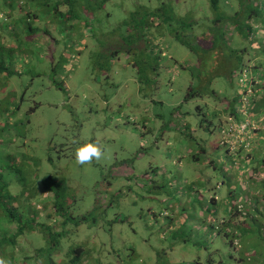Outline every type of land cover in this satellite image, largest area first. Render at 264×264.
<instances>
[{"label":"trees","instance_id":"obj_1","mask_svg":"<svg viewBox=\"0 0 264 264\" xmlns=\"http://www.w3.org/2000/svg\"><path fill=\"white\" fill-rule=\"evenodd\" d=\"M25 1L4 14L11 25L0 34V79L8 85L20 38L52 33L33 25L40 12L24 10ZM109 1L39 3L43 11L51 9L56 25L78 22L90 28L88 37L99 48L92 52L94 68L105 79H111L120 56L135 69L138 91L153 116L132 122L152 143L124 155L107 175L103 171L92 189V207L80 214L75 213L84 208V195L66 179L49 174L42 188L37 186L28 179V164L16 166V154L0 144V259L5 264H105L122 250V264H264V0H196L202 6L186 11L179 0H134V9L104 32L100 16ZM23 22L24 29L16 32ZM179 45L193 58L184 56ZM166 72L170 84L184 72L188 86L181 102L161 99ZM9 129L8 123L0 126V143L3 135L5 145L20 136ZM218 132L223 139L213 147L211 137ZM212 147L219 151L216 157L209 154ZM172 150L183 160L177 161L178 169L152 160L148 169H138L148 155L159 162ZM197 164L204 168L199 173ZM126 205L140 207L136 214L142 223L128 232L135 241L122 238V249L110 243V254L99 244L85 246L81 233L86 229L95 228V241L100 231L112 233V240L117 231L121 240L118 224L132 216ZM143 226L154 229L159 243L143 238ZM28 235L40 243L31 245ZM137 243L143 252H137Z\"/></svg>","mask_w":264,"mask_h":264},{"label":"rangeland","instance_id":"obj_2","mask_svg":"<svg viewBox=\"0 0 264 264\" xmlns=\"http://www.w3.org/2000/svg\"><path fill=\"white\" fill-rule=\"evenodd\" d=\"M39 1L26 0L23 5L24 10L31 7L39 11L41 19L39 22L35 21L33 25L40 26L43 30L50 28L52 33L44 35L42 31H38L32 36L22 34L20 41L22 40L23 44L10 64L14 75L10 78L9 85L5 79H0V123L10 124L9 132L20 135L11 136L12 140L7 145L6 142H2L3 135L0 144L3 148L4 146H7L6 149L11 148L10 151L13 150L16 154V166L19 161H24L25 166L28 164V179L35 181L37 186L42 188L41 181L49 174L57 179H66L69 186L81 196L84 195L85 206L75 213L80 214L83 210L92 207L94 201L92 189L98 180L104 178L103 171L107 175L109 166L117 160H122L124 155L132 154L141 144L144 143L148 147L151 145L152 137L148 134L141 136L135 130L132 120L142 116H153V109L148 108L146 105H149V102L141 97L136 71L127 65L124 56L115 60L111 79H105L104 74L94 68L92 52L99 48L96 47V40L88 37L87 32L90 28L80 24L83 25L82 28L78 22H68L66 26L56 25L57 19H54V24L51 9L43 11ZM179 1L177 2L178 5L181 4V11L188 10L194 4L198 5L197 8L202 6L196 0ZM134 2V0H124L123 3L122 0H110L101 10L100 30L110 32L116 23L122 21L128 11L134 9ZM55 4L56 2L53 1L51 6ZM19 5V0H0L1 35L4 32L8 33L11 25L9 22L11 19L4 14ZM202 14L204 8L197 16L202 17ZM2 15L6 19L2 18ZM47 22L53 23L54 26ZM24 26L25 22L18 26L16 32ZM27 39L33 41L30 43ZM41 40L43 42L40 43ZM179 46V49L185 50L184 56L193 58L194 55L188 48ZM174 48L178 46L174 45ZM173 50L176 52V49ZM183 74L184 72H181V75L177 74L171 84L170 72H166V76L162 77L158 91L164 102L169 104L183 100L188 86L183 81ZM147 112L149 114H146ZM222 139V134L219 132L212 135L211 140L216 142L213 147H216ZM87 143L100 146L104 155L99 161L93 160L91 163L80 165L76 161V151ZM213 147L209 150V154L216 157L219 151L214 150ZM171 148L174 149L173 146ZM218 149L223 148L221 146ZM221 152L223 153V150ZM151 153L155 156L157 154L152 151ZM180 155L172 150V155L161 157L159 162L156 159L158 156L149 158L148 155L138 163V169L141 168L140 165L148 169L153 165L150 160L162 167L168 164L166 168L171 170H174V167L178 169L177 161H183ZM202 168V165L197 164L194 166V171L199 173V169ZM15 187L19 190L18 184ZM139 208V206L126 205L125 209H129L127 211L132 216L129 223L123 226L118 224L117 228L121 229V240L116 237L117 231L113 233L114 240L111 239L112 233L109 231H100L101 235L97 236L98 243L93 238L94 233H97L95 228L92 229L93 231L83 230L81 240L84 241L85 246L91 243L92 246L101 245L108 254L113 251L110 243L122 249V238L135 241L133 238L135 234L128 232L132 230L131 228L139 229L142 223L141 217L136 214ZM152 230L154 229L143 226L141 230L143 238L148 239L149 242L159 243L156 235L151 233ZM27 238L30 239H27L28 243H32L33 240L31 245L36 244L38 240L30 235ZM144 239L140 242L145 241ZM139 245L136 248L137 252H143ZM110 255L112 262L105 264H111L113 261L122 264V258H125L122 250L118 255Z\"/></svg>","mask_w":264,"mask_h":264},{"label":"clouds","instance_id":"obj_3","mask_svg":"<svg viewBox=\"0 0 264 264\" xmlns=\"http://www.w3.org/2000/svg\"><path fill=\"white\" fill-rule=\"evenodd\" d=\"M104 152L100 146L94 143H87L80 146L76 151V161L80 165L91 163L93 160L99 161L103 157ZM0 264L5 261L0 259Z\"/></svg>","mask_w":264,"mask_h":264},{"label":"built area","instance_id":"obj_4","mask_svg":"<svg viewBox=\"0 0 264 264\" xmlns=\"http://www.w3.org/2000/svg\"><path fill=\"white\" fill-rule=\"evenodd\" d=\"M244 126V125H243ZM244 128V127H243Z\"/></svg>","mask_w":264,"mask_h":264}]
</instances>
